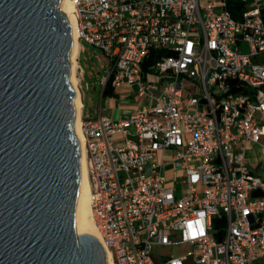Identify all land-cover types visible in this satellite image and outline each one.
<instances>
[{"label": "built area", "instance_id": "obj_1", "mask_svg": "<svg viewBox=\"0 0 264 264\" xmlns=\"http://www.w3.org/2000/svg\"><path fill=\"white\" fill-rule=\"evenodd\" d=\"M74 6L78 44L103 54L101 90L127 84L146 99L124 120H80L92 219L112 263L264 264V0ZM152 51L165 55L145 72ZM177 247L187 252L155 253Z\"/></svg>", "mask_w": 264, "mask_h": 264}, {"label": "water", "instance_id": "obj_2", "mask_svg": "<svg viewBox=\"0 0 264 264\" xmlns=\"http://www.w3.org/2000/svg\"><path fill=\"white\" fill-rule=\"evenodd\" d=\"M60 0H0V264H109L77 235L80 145Z\"/></svg>", "mask_w": 264, "mask_h": 264}, {"label": "bare ground", "instance_id": "obj_3", "mask_svg": "<svg viewBox=\"0 0 264 264\" xmlns=\"http://www.w3.org/2000/svg\"><path fill=\"white\" fill-rule=\"evenodd\" d=\"M59 11L62 12L67 18L68 22L71 25V29L73 33V44L70 51L71 71H70L69 82L76 93V98L74 99V106H75L74 133L80 145L81 167H82L81 190L77 205L75 230L77 235L81 233H89L93 235L101 243V237L99 235L97 228L93 223L91 207H90V184L88 179V171H87L86 156L84 149V138L81 131V121H80V110L82 104L80 99V93L74 79V73L76 68L75 59L79 50V44L77 40L78 32L76 25L74 0H60ZM107 256H108L109 264H113L108 253Z\"/></svg>", "mask_w": 264, "mask_h": 264}, {"label": "rangeland", "instance_id": "obj_4", "mask_svg": "<svg viewBox=\"0 0 264 264\" xmlns=\"http://www.w3.org/2000/svg\"><path fill=\"white\" fill-rule=\"evenodd\" d=\"M83 51L80 53V65L84 71V80L82 82L83 93H84V105H85V115L89 114V117H93V112L98 107L99 94L101 91L100 78L104 76V72L101 67L104 65L103 54L100 50L95 49L88 44L81 43ZM245 51L246 48L244 47ZM80 77L74 73L75 83L79 88V79ZM88 86V88L86 87ZM135 93V92H134ZM154 97L158 96V92H152ZM261 144L264 145V135L261 139ZM246 160L248 162V168L253 171L255 174L260 175L262 161L260 155V146L259 145H250L246 150ZM171 154L167 153L165 155V162H168ZM262 174V173H261ZM264 175V172L263 174ZM187 249L185 247H177L170 250H155V253L158 255H164L167 257L171 254L180 255L185 254ZM163 258V257H162ZM186 264H192L188 261Z\"/></svg>", "mask_w": 264, "mask_h": 264}, {"label": "crops", "instance_id": "obj_5", "mask_svg": "<svg viewBox=\"0 0 264 264\" xmlns=\"http://www.w3.org/2000/svg\"><path fill=\"white\" fill-rule=\"evenodd\" d=\"M83 51L82 45L79 44V50L75 59V73L80 78L79 88H80V99H81V110H80V120L81 119H96L100 116L108 117L112 120H124L127 119L132 112L139 109L146 103V99L140 98L135 92V88L128 86L127 84H121L113 89L114 95L111 97H102L103 90L100 91L98 107L93 112V117H89V114L85 115V105H84V93L82 82L84 80V71L80 65V53ZM88 88V86H86Z\"/></svg>", "mask_w": 264, "mask_h": 264}, {"label": "trees", "instance_id": "obj_6", "mask_svg": "<svg viewBox=\"0 0 264 264\" xmlns=\"http://www.w3.org/2000/svg\"><path fill=\"white\" fill-rule=\"evenodd\" d=\"M163 55H165V52L152 51L143 64V70L146 72ZM113 95H114L113 89L109 85L106 86L102 92V97L106 98V97H111Z\"/></svg>", "mask_w": 264, "mask_h": 264}]
</instances>
